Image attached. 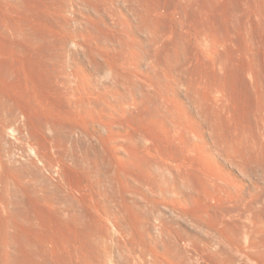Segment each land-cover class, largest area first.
I'll use <instances>...</instances> for the list:
<instances>
[{
	"label": "rangeland",
	"instance_id": "rangeland-1",
	"mask_svg": "<svg viewBox=\"0 0 264 264\" xmlns=\"http://www.w3.org/2000/svg\"><path fill=\"white\" fill-rule=\"evenodd\" d=\"M55 1L57 2V0H0V94H1L0 95V99H1L0 100V104H1L0 105L1 106L0 107V112H1L0 113V119H1L0 124L2 125V127L0 126V128H1L0 129V161H1L0 164L3 163L2 166L0 165V171L3 172V173L1 172L2 175L0 176V181H1L0 182V190H3L2 191L3 194H1V192H0V198H2V199H0V204L2 203L0 205V226H1L0 227V232H1L0 234H2V235H0V249H2V250H0V253H4L6 251L7 254H9L8 252L10 250L11 255L9 254L8 256H11L10 257L11 259H9V260H12V257H14V256H15L13 258L14 261L17 260L15 262L12 260V262H14V264H16V262L18 264H50V262L53 264H60V261H63L65 258H67V252H69L68 250L69 249L71 250L74 248L73 243H77L78 241H80L79 244L81 242L84 243V247L87 251L93 250V251H95V253L93 252L95 255H96V250H97L98 254L101 253V251H104V253H106L107 257L110 254L109 256L112 255L111 257L114 258V261L115 260L117 261V259L119 260V256H118L119 252H117V251L120 249V247H118L120 243H118L117 239H115L116 234L114 235V234H111L109 231L107 232V227L102 226L105 224H103L104 220H103V223H102V221H99L100 219H103L98 215L99 213H97V212H99V210H100V212L101 211L103 212V210H104L105 213H109L108 211H110V213L119 212L117 214H119L118 216H121V213L124 212V210L126 211V208H127V210L129 209L128 207H126L129 205L130 207L131 206L135 207L136 210H137L136 207H138V209L140 208L139 210H144V211L150 212V210H151L150 208L152 205H150L149 203L146 204L147 201H145V200L142 201L143 198L141 197V192L145 191V190L142 191V189H144V187H145V186H143V184L145 183L144 184V185H146L145 189H146V191L149 192V194L150 193L154 194V192H150V191H152L150 189L147 190V187L149 185V182H147V181H150V184L152 181V184H153L152 186L154 187L153 189H156V191L158 193H160L159 189L161 187H163V188H165V186L166 187H172L171 186L172 183H169L172 180H170V181L168 180L170 178V175L169 174L167 175L169 178L167 177L168 179L166 180L165 179L166 177L161 178V174H160V173H162L163 169L166 171V169H168V168L165 169L166 166L162 163H161L162 166L164 165L163 168L161 166H157L159 163L157 160H160V157H161L160 152H163L164 151L163 149H165V147L169 148V151L167 150V148L165 149V151H166V152H164L165 155H167L166 153H168V155H170V157H174V156H176L175 154L179 153L177 155L178 157H174V158H178L179 160H181V159L183 160V161L181 160V162H179L180 166L183 167V169H181L182 173L180 172V175L182 176V177L180 176V182L182 180H183V182L191 180L192 183L194 181V183L199 185L200 184L199 181H202V179L205 176V174L203 173V170H202L203 168L200 167V165L197 163V161H195V160L192 161L193 158L189 154L190 153L189 152L190 147H187V144L185 146V144L183 143V147H186L184 149V151L182 149L183 148L182 146H181L182 147L181 152L179 151L180 149H178V147L175 148L174 150H176V151L178 150V152L174 154V152H176V151L173 150V145H172L173 141L171 139V136L174 138V136H175L174 133H176V132H174L175 131L174 128L176 129V126L174 125L175 123H173V121L178 119L177 121L179 122V119H181V121H180L182 123L181 128L187 129V130L184 129V131L186 130L185 131L186 133L184 135H181V138H183V139L185 138L184 140H187L188 133H189L188 131L193 129V127H192V129L190 128L193 125L192 121H194V123H195L193 125L194 128L196 126L198 127L201 125L204 128L209 127L208 128V130H209L213 124L216 127V123H217V125H220L221 128L223 130H225L224 128H226V126L229 125L228 120H229L230 116H231V118H232V116H234L235 118L241 119L243 116L246 115V112L250 109L248 107H251L250 105H252V104L254 105L256 103L255 100H257V98H256L257 96L254 97V95H257V93L254 92V91H256L255 86L259 85V87H260V85L261 86L264 85V0H148V1L146 0L144 3L147 2L149 5H147V3L143 4L142 1L140 2V0H138L140 3L139 2L137 3L136 2L137 0H135V1L134 0H128V1L127 0H102L103 2L104 1L110 2V3L104 2L101 4V9L102 8L105 9V10L102 9L103 11L101 10L102 13L107 14L110 17H111V15L114 16V13L116 15L120 14L121 12L123 13V10L125 11L124 12L125 14L126 13L130 14L131 11L130 12H128V11L131 10L129 8H131L133 1L136 3V4L134 3V5H136L140 9V10H138L137 7L132 5V7H135L137 10L135 12L139 13L140 11L142 12L144 10H147V12H148V10H150L149 11L150 15L147 14V12H146V16H149L150 18H152V20H154V21H152V20L150 21V19L148 17V21L151 22V25H149L151 27L150 29L152 30V24L154 22V24H153L154 30L158 31V29L160 28L159 30L164 35L163 36L164 41H162V44L164 46L162 48L163 49V55L164 54L166 56L168 55L167 57H169V59L172 58V60H173L174 58L172 55L175 54L176 50L177 51L179 50L178 53L181 52L179 54V55H181L180 56V59H181L180 64L181 65L179 64L180 67L178 65V69L180 68L179 69L180 74L178 75V77L180 76L181 84L183 83L181 86V90H183V92H181V99L182 100L184 99V100L181 102L185 108L182 105H181V107L184 108L183 110H185V111L183 112V110H180L181 111L180 113L183 112V114H181L182 118L179 117L181 115H178V117L176 116V119L171 120L172 121L171 122L170 119H172L171 117H173V116H171V114H167V117H166L165 115H163L162 112H160V113H162V115H161L160 113H158L160 110L159 109L156 110V106L151 107V109L148 112H146L145 114L136 110L135 111L136 113L134 112V114H133V112H132V113H130L131 115L129 114V116H128L130 124L135 128V131L133 132V134H135V135H133V134L132 135L136 136V137L132 136V138L140 137V133H141L140 131L143 130V128H146V126L150 127L151 129H155V131L158 130V127H159V130L157 131V133H159V134L155 133L153 130L152 134L155 133V137H156V138L154 137L153 140H155V142L153 141V143L156 144L158 142L159 143L161 142L162 144L161 143H160V145H159V143L156 144L155 147H157V145H158V147L156 149H154L155 147L152 144L153 149L149 150V151H152L151 154L154 153L156 155L158 154L157 152L160 151L159 152L160 153L159 159L156 157V160H155L157 163H154L155 161L152 158L150 159V156H149L150 154L147 153V152H149L148 148H146L147 149V151H146V149L143 147L144 143L141 141L142 138H140V140H138L139 138L137 140L135 139L137 141L135 143L138 144V148H136V152L134 151L135 150L134 148L133 149L130 148V149H128L130 151L126 150L124 152L121 150V154H123V155L119 154V156H121V160H118L120 157L117 158L116 160H114V157L111 155L110 152H106L103 150H102L103 152L99 151L100 149L97 148V146L95 144L91 143L89 140L87 142V139L85 138V136L83 138V137H80L82 135H75L76 136L75 137L74 134L72 135V132H71V135H69L70 130L66 126L64 127V125L62 127L63 128L62 131L60 130L62 124H64L65 121L66 120L68 121V119H69V116H70V114L68 113L69 112L68 111L69 106L66 107L67 106V102L65 103L66 99L62 96V94L60 93L61 91H59L58 87H56V85L54 84L55 81L53 80L54 79L53 75H55V74L52 75L53 78L50 75L53 73V71H54L53 69L55 67H57V69L55 68L56 69L55 71L60 69V68H58L56 63L58 64V62H59L58 65H61L60 61H58V60H60L61 59L60 57H62V56L64 58V55L68 54L69 52H68V48H66V46L62 47L61 44H63V42L60 41V39L62 40V38H57L58 35H59L58 37H61V36L58 33L59 32V24H57L58 22H55V21H57V19L55 18L56 16L54 14L55 11L57 10L56 5H58L59 2L61 4L65 3L64 2L65 0L64 1L59 0L57 2V4L55 3ZM124 2H125V4H124ZM103 4L106 6L104 7ZM129 4H131V5H129ZM141 4H142V7H141ZM158 4L160 6H158ZM161 4H163V5H161ZM143 5L146 7L151 6V8L148 9L145 7V9H143ZM48 6H49V8H48ZM156 6H158L160 10ZM54 7H55V9H54ZM126 7H128V8H126ZM154 7H156V8H154ZM50 9H52V11ZM134 9H132V10H134ZM108 10L111 12H108ZM156 10H158L159 13H157L158 11H156ZM26 11H27V13H26ZM82 11L83 12L85 11L86 13L88 12V10H87V8H85V6H82ZM51 12H52V14H51ZM118 12H120V13H118ZM153 12H155V13L153 14ZM28 13H29V15L31 14L30 18H29ZM34 13H36V14L34 15ZM45 13H46V15H45ZM141 15H143V13ZM153 15H157V17L153 16ZM52 18H54V19H52ZM157 18H158V20H156ZM161 18H163V19H161ZM27 19H29V20H27ZM45 19H47L48 22ZM156 22H158V23L161 22V23L158 24ZM38 24H39V26H38ZM54 24H55V26H54ZM56 25H58V26H56ZM154 25H155V27H154ZM18 26H20V27L18 28ZM22 27H23V30H22ZM31 28L34 29L33 32H32V30L30 31ZM47 28H49V29H47ZM51 28H53V29H51ZM52 30H53V32L55 30L58 34L56 32L53 33ZM34 31H36V32L34 33ZM37 33L39 35H36ZM9 34H11V35H9ZM28 34L31 37L29 36V38H28ZM40 34H43V35H40ZM45 35H46V37H45ZM15 36H16V39H15ZM40 36L42 38H40ZM43 37H45L46 39ZM31 38L34 41L31 40ZM39 38L41 40H39ZM51 39L52 40L54 39L53 41H55V42H53ZM52 43H53V45H52ZM50 44L52 46H50ZM179 44H181V45L179 46ZM41 45H42V47H41ZM48 45H49V47H48ZM32 46H34V47H32ZM33 48H35V49H33ZM7 50H9V51H7ZM21 51H23V52H21ZM39 51H41V52H39ZM4 52H6V54ZM18 52L20 55L21 54L22 55L20 56L18 54ZM13 53H14V55H13ZM16 53L19 56H17ZM53 54L56 56H54ZM183 54L185 57L183 56ZM57 56L59 59L57 58ZM10 57H12V58H10ZM17 57L19 58V60L17 59ZM48 57H51V58L49 59ZM63 58L61 59V61L65 59V58L64 59ZM25 59H27V61ZM41 60L42 61L44 60L43 61L44 65H43ZM54 60H57V62ZM24 61H26V62H24ZM21 63H23V64H21ZM187 64H189V65H187ZM51 67H52L53 71L51 70ZM188 68H190V69H188ZM182 70H184V71H182ZM176 75H177V73H176ZM49 76L51 77V79ZM102 77H104V76L101 75V77H100L101 81H104L105 78H102ZM183 78H184V80H183ZM50 81L53 83L51 84ZM191 81H193V82H191ZM47 83H49V84H47ZM183 85H184V87H183ZM53 86H54V88H53ZM50 87H52L53 90H55V89L56 90L53 91V90H51ZM186 87H189V91H191L193 89L191 92L187 91V94L190 93V95H186L189 98L185 97ZM256 92H258V91H256ZM2 94H3V96H2ZM191 98H193V99H191ZM204 98H205V100H203ZM3 99H4V101H2ZM157 99H158L157 97L156 98L153 97L154 103L152 102V104L156 103V105H157L158 104ZM192 100H193V102H192ZM198 101H200L201 103L200 102L198 103ZM3 103H5V104H3ZM190 103L191 104L193 103V104L191 105ZM215 103H216V105H215ZM67 108H68V110H66ZM187 108H189V109H187ZM203 109H205V110H203ZM65 111H66V113H65ZM210 111H212V112H210ZM6 112H8V113H6ZM184 113L186 115H184ZM208 114H209V116H208ZM152 115H154V116H152ZM174 115H177V114H174ZM157 116H158V119L156 118ZM205 117H206V119H204ZM159 118H162V119L160 120ZM163 118L165 119V121L163 120ZM190 118L193 120H190ZM195 118H196V120H194ZM200 118H201V120H200ZM18 119H19V121H18ZM147 120L149 122H147ZM197 120H199V121L197 122ZM207 120H209L210 122ZM20 121H21V123H20ZM151 121H154V123ZM160 121L161 122L163 121V123H160ZM183 121H184L185 126H183ZM189 121H191V122H189ZM202 121H203V123H202ZM204 121H205V123H204ZM16 123H17V125H16ZM49 123H50V125H49ZM7 124H8V126H7ZM13 124H15V125H13ZM150 124H151V126H150ZM163 124H166V126ZM159 125L161 126V128H163L162 125L166 128H163V130H161ZM9 126H10V128L11 127L12 128L10 129ZM21 126H23V128ZM27 126H28V128H27ZM156 126H157V128H156ZM13 127H15V128L13 129ZM54 127H57L58 130H60L57 132L58 134L56 133L57 129ZM52 128H54V130H56V131L55 132L51 131ZM171 128H173V129L171 130ZM216 128H219V126ZM12 129L16 133L11 132ZM166 129L168 131L167 133L164 131ZM67 130H69V132ZM23 131H24V133H23ZM63 131H64V133H63ZM59 132H60V135H59ZM65 132H66V134H65ZM161 132H162V134L163 133L164 134L162 135ZM32 133H33V135H32ZM67 133H69L68 134L69 136L67 135ZM29 134H30V136H32L31 138H29L30 137ZM165 134L169 137V139H170L169 141H171V145L167 139L168 137ZM63 135H64V138H61V137H63ZM159 135H160V137H158ZM164 135H165V137H163ZM153 136L154 135H152L150 137L152 138ZM157 137L160 141H157L158 140ZM29 139H31V140H29ZM60 139L62 141H57ZM21 140H22V142H20ZM150 140L152 141V139H150ZM139 141H141V142L138 143ZM61 142L63 144H61ZM174 142H176V141H174ZM90 144H92V145H90ZM162 145L165 147H163ZM174 145L177 146L176 143H174ZM53 146H55V147L57 146L56 147L57 149ZM59 146H61V147L59 148ZM95 146L97 149H93V148H95ZM176 146H174V147H176ZM151 147H149V148H151ZM85 148L86 149L88 148V149L86 150ZM105 149L109 150V147H105ZM144 149L146 152L142 151ZM171 150H173L174 152ZM34 151H36L38 153L36 154ZM65 151H66V153H65ZM84 151H86V152H84ZM155 151H156V153H155ZM70 152H71V154H70ZM96 152H98V153H96ZM126 152H131V153H129V155L132 154L131 155L132 157L131 156L129 157V155L126 154ZM132 152L134 153V155ZM171 153H173V154H171ZM187 153L189 155H187ZM97 154L98 155L100 154L99 157ZM184 154H186V155H184ZM146 155L149 156L148 159H147ZM153 155H151V157ZM163 155H162V157L167 158V156L165 157ZM171 155H173V156H171ZM68 156L70 157V159ZM100 156H101V159H100ZM136 156H137V158H136ZM138 156H139V158H138ZM58 157H60V158H58ZM96 157H98V158H96ZM144 157L146 158L145 161H143ZM187 157H188V159H187ZM154 158H155V155H154ZM63 159L67 160V161L62 162ZM124 159H125V161H124ZM128 159H130V160L128 161ZM132 159L134 162H132ZM55 160L57 161L56 164H55V162H56ZM117 160L119 162H116ZM137 160H139V161H137ZM147 160L149 162H147ZM126 161H127V164H126ZM169 161H171V158ZM194 161L196 164L193 163ZM66 162H69V163H66ZM131 162H132V164H131ZM53 163H54V165H53ZM151 163H152V166H151ZM49 164L50 165L52 164L51 168H49L50 167ZM138 164H142V165L139 166ZM174 164H175V162H174ZM58 165H61V166H58ZM114 165H116V166H114ZM198 165H199V167H198ZM62 166L64 168L60 169V167H62ZM5 167H7V168H5ZM114 167H115V169H114ZM157 167H161L162 170H160L161 168L159 169ZM14 168H15V170H14ZM19 168H20V170H19ZM106 168H107V170H106ZM4 169L5 170L7 169V170L5 171ZM124 169H125V171H124ZM114 170H115L116 175L114 174ZM148 170L151 172L152 175L149 174ZM101 171H102V173H101ZM188 172H190V173H188ZM121 174L125 175V176H122V180H124L125 178L126 179L131 178V180L129 179L130 182L128 181L129 185L131 184L129 188H132V190H133V188L141 190V192L139 191L140 195H138V197H137V194H136V196H134V194L131 193V191H132L131 189L129 190V192H127L129 194H125L126 197L128 195L129 199H128V197L126 199H124L125 197H123V195L121 196L122 193L123 194L125 193L123 190L121 192V190L119 189V188H122V187H120V184H119V183H121L119 181V180H121ZM199 174H201V175H199ZM13 175H15V176H13ZM55 175H57V176L55 177ZM153 175H154V178H153ZM140 176H141V179H140ZM150 176L153 180L155 179V182H158V184L155 182H154L155 183L154 184L153 180L150 178ZM159 176H160V178H159ZM1 177H2V179H1ZM117 177L118 178L120 177L119 180ZM6 179H8V180H6ZM111 179H112V181H110ZM114 179H115V182L117 181L116 183L119 185V188H118V185H116V183H114ZM135 179H137V181L139 183L136 182ZM163 179L165 180L166 183L164 182ZM17 180L19 181L18 184H20V185L16 184L18 182ZM5 181H6V183H5ZM13 181H14V183L12 184ZM42 181H44L45 183ZM125 181L126 180H124V182ZM167 181H169V182H167ZM196 181H198V183ZM50 182H53V183H50ZM159 182H162L161 183L162 185L159 184ZM168 183L171 185H169ZM156 184H157V186L159 185L160 188H158L159 186L157 187ZM133 185H134V187H133ZM136 185H137V187H135ZM155 186H156V188H155ZM87 187H89V188H87ZM117 188H118V190H117ZM70 189H72V191H70ZM61 190H63V192ZM8 191H10V192H8ZM61 192H62V194H60ZM73 192L75 193V195L79 194V196H81V197L86 196L85 198L80 197V199H81V202L85 201L82 204V206L85 205V206H83L84 209H86L84 211H86V213H89V214H87L88 217L86 218V219L89 218L88 219L89 222H88V220H86V224L82 228L75 227L72 224L70 226V222H68V220H67L71 216V214L74 212V209L77 207L76 203H78V202L74 203L73 200L72 201L70 200L71 201L70 202L69 200L66 199V198L69 199L70 196H67V195H69L71 193L73 195ZM16 193L18 194L19 197L16 196ZM35 193L38 195H36ZM130 193H131V195H130ZM158 193H156V194H158ZM80 194H82V195H80ZM65 195L67 197H65ZM14 196H15V198H14ZM48 196H50L52 199L50 200V197H48ZM59 196H61V199ZM130 196H131V198H130ZM149 196H152V195L150 194ZM120 197H122V198H120ZM48 198H49V202H47ZM64 199H66V200H64ZM92 199H93V201H92ZM131 200H133L134 202ZM3 201H5V202H3ZM7 201H8V203H7ZM10 201H11V203H10ZM16 201L18 202V204ZM42 201H44V202H42ZM67 201L70 203H67ZM86 201H87V203H86ZM121 201H122V203H121ZM15 202H16V205L18 206L19 209L15 208L17 206L14 207ZM50 202H54V203H51L52 204L51 205ZM62 202H63V204H62ZM126 202H128V203H126ZM4 203H6L7 205ZM43 203L46 205H49V206L47 207ZM86 204L89 206H87ZM130 204H133V205H130ZM2 205H3V207H1ZM146 205H148V206H146ZM71 206H75V208L73 209ZM119 208L121 209V211H119L120 210ZM54 209H56V210L54 211ZM70 209H72L73 211L71 212ZM97 209H98V211H96ZM106 210H108V211H106ZM1 211H3V212H1ZM13 211L15 213H16V211H18L17 212L18 215L17 214L16 215L18 217L21 216L20 219L22 221L17 217H15V219L17 218V220H15L16 222L12 221V219L14 218L12 215L15 214ZM19 211H21V212L19 213ZM23 211H24V213H23ZM113 211H115V212H113ZM25 212H27V213H25ZM70 212H71V214H70ZM4 213H5V215H4ZM11 213H14V214H11ZM64 214H65V216H64ZM91 214H93V217ZM5 216H7V217H5ZM27 216H28V218H27ZM122 216H124V215H122ZM9 217L11 220L9 219ZM7 220L9 221V223ZM23 220H24V223H23ZM61 220H62V222H61ZM65 222H67V223H65ZM95 222L99 226H97V224ZM68 223H69V226L67 227ZM7 224L9 227L7 226ZM59 224H61L60 226H62V228L59 226ZM87 226H89V227H87ZM101 226L103 227V229ZM55 229H57V230H55ZM78 229H80V231ZM104 229L106 230V232L104 231ZM68 230L70 231L71 235H70V233H68L69 232ZM5 231L6 232L8 231L10 234L8 232L3 233ZM53 231L55 233H57V232L58 233L54 234ZM74 232H76V233H74ZM67 233H68V235H67ZM17 234H18V236H17ZM76 234H78V235H76ZM104 234H106V235L104 236ZM3 235H5L6 238ZM1 236H3V237L1 238ZM78 236H79V239L76 238ZM84 236H85V238H84ZM7 238L10 239V241ZM17 238H18V240H17ZM76 240H77V242H76ZM7 241H8V243H7ZM1 242L2 243L4 242V243L2 244ZM67 242H68V244H67ZM94 243H95V245H94ZM19 244H21V245L19 246ZM70 244L71 245L73 244V245L71 246ZM65 245L69 249L66 248ZM62 246H65V247H62ZM108 246H109V248H108ZM71 247H73V248H71ZM116 247H117V249H116ZM104 248L107 249L108 253L106 252V250H104ZM13 249L16 251V253ZM3 250H5V251L3 252ZM58 250H60V251H58ZM62 250H64V251H62ZM17 251H18V253H17ZM111 251H113V252H111ZM6 252L4 253L5 257L7 256ZM104 253L102 252V254H104ZM102 254H99V255H102ZM4 256H0V264L6 263V262H7V264H9V262H8L9 260L2 262L3 260H5V258L3 260H1L2 257H4ZM8 258H6V259H8ZM55 258L56 259L58 258V259L55 260ZM57 262H59V263H57ZM10 263H11V261H10Z\"/></svg>",
	"mask_w": 264,
	"mask_h": 264
},
{
	"label": "bare ground",
	"instance_id": "bare-ground-1",
	"mask_svg": "<svg viewBox=\"0 0 264 264\" xmlns=\"http://www.w3.org/2000/svg\"><path fill=\"white\" fill-rule=\"evenodd\" d=\"M58 1L59 0H57V2ZM134 1L132 2V5H134V3H135ZM141 1L143 2V4L147 3V2L144 3L146 0H140V2ZM57 2L55 1L56 4H57ZM64 2L65 3H62V4L59 2V4L56 5L57 10L55 11L54 14L56 16L55 18L57 19V21H55V22H58L57 24H59V32L58 33L61 36V37H58L59 36L58 35L57 38H62V40L60 39V41H62L63 44H61V43L60 44L62 45V47L66 46V48H68L69 53L64 55L65 59L63 58V56L60 57L61 59L62 58L64 59L62 61H61V59L58 60V61H60L61 65H58L59 62H58V64L56 63V65L60 69L55 71L57 69V67H55L56 69L53 67L54 68L53 69L54 71H53L52 67H51V70L53 71V73L52 72H51L52 74L50 73L51 74L50 76L55 74V75H53L54 76L53 80L55 81L54 84L56 85V87H58L59 91H61L60 93L66 99L65 103L67 102V106L66 105L65 106L66 107L69 106V110H68V108L66 109L69 111V112L68 111L67 112L70 114L69 119H68V121L66 120L64 124H62L60 130L62 131V129H63L62 127L64 125V127L66 126L70 130V134L67 133V135L68 134L71 135V132H72V135L74 134V136L75 135H82L80 137H83V138L85 136V138L87 139V142L89 140L91 143L95 144L97 146V148L100 149L99 151L110 152L111 155L114 157V160H116L119 157L120 158L118 160H121V156H119V154H121V150L124 152L126 150L130 151V150H128L130 148H132V149L134 148L135 149L134 151L136 152V148H138V144L135 142H137L136 140L138 138H139L138 140H140V138H142L141 141L144 143L143 147L145 149L148 148V151L150 149H153V146L155 147V145L159 143V142L156 144L153 143V141L155 142V140H153L155 137V133H157V131L159 130V127H158V130L155 131V129H151L150 127L146 126V128H143V130L140 131L141 132L140 137L132 138V136L135 135V134H133V132L135 131V128L130 124L128 116L132 112L134 114V112L136 110L145 114L153 106H156V110L157 109L160 110L158 113L162 112L163 115H165L166 117H167V114H171V116H173L174 118L171 117L172 119H170V121L176 119V116L178 117V115L183 114V112L185 111V110H183L185 107L183 106V104L181 102L184 100V99L183 100L181 99V92H183V90H181V86L183 83L181 84V81H180L181 78H180V76L178 77V75L180 74L179 73L180 68L178 69V65L181 62L180 61L181 55H179V54L181 52L178 53L179 50L177 51L175 49L176 52L175 51L174 52L176 55L175 54L172 55L174 58L173 60H172V58L169 59V57H167L168 55L167 56L165 54L163 55V49L162 48L164 46L162 44V41H164V38H163L164 35L159 30L160 28L159 29L157 28L158 31L154 30V28H153L154 22L152 24V30L150 29L151 27L149 25H151L150 21L152 20V18H150L149 16H146L147 10H144L142 12L140 11L141 13L135 12V11H137L135 8V7H137L136 5H134L135 7H132V5L129 4V5H131V8H129L131 10H129V11L127 10V11L128 12L131 11L130 14L129 13L125 14L124 13L125 11L123 10V13L118 12L120 14H117V15L114 13V16L115 15L116 16L114 17L111 15V17H110L109 15L102 13V11H103L102 9H104V8L101 9V4L105 2V1L103 2L102 0H65ZM136 2L138 3L139 1L137 0ZM124 4H125V2H124ZM147 5H149V4L147 3ZM161 5H163V4H161ZM82 6H85V8H87V10H88L87 13L85 11L84 12L82 11ZM105 6L106 5H104V7ZM158 6H160V5L158 4ZM158 6H156V7H158ZM141 7H142V4H141ZM145 7L146 6L143 5V9H145ZM156 7H154V8H156ZM48 8H49V6H48ZM126 8H128V7H126ZM146 8L150 9L151 6L146 7ZM54 9H55V7H54ZM132 9H134V10H132ZM137 9L140 10L138 7H137ZM158 9H159V7H158ZM50 10L52 11V9H50ZM149 11L150 10H148V12ZM156 11H158V10H156ZM108 12H111V11L108 10ZM148 12H147V14L150 15V12L149 13ZM155 12H153V14ZM26 13H27V11H26ZM142 13H143V15H141ZM157 13H159V11ZM35 14L36 13H34V15ZM51 14H52V12H51ZM28 15H29V13H28ZM30 15H29V18H30ZM45 15H46V13H45ZM153 16L157 17V15H153ZM148 17H149L150 21H148ZM158 18L156 20H158ZM52 19H54V18H52ZM161 19H163V18H161ZM27 20H29V19H27ZM45 20H47V19H45ZM152 21H154V20H152ZM47 22H48V20H47ZM156 23H158V22H156ZM159 23H161V22H159ZM55 24H54V26H55ZM38 26H39V24H38ZM56 26H58V25H56ZM19 27L20 26H18V28ZM154 27H155V25H154ZM47 29H49V28H47ZM51 29H53V28H51ZM22 30H23V27H22ZM31 30L33 32L34 29L31 28L30 31ZM35 32L36 31H34V33ZM52 32H53V30H52ZM54 32H56V31L54 30ZM38 33L36 35H39ZM9 35H11V34H9ZM40 35H43V34H40ZM29 36L30 35L28 34V38H29ZM45 37H46V35H45ZM45 37H43V38H45ZM40 38H42V37L40 36ZM40 38H39V40H41ZM15 39H16V36H15ZM31 40H33V39L31 38ZM53 42H55V41H53ZM52 45H53V43H52ZM52 45L50 44V46H52ZM180 45L181 44H179V46ZM32 47H34V46H32ZM41 47H42V45H41ZM48 47H49V45H48ZM33 49H35V48H33ZM9 50H7V51H9ZM21 52H23V51H21ZM39 52H41V51H39ZM4 53L6 54V52H4ZM18 54H19V52H18ZM13 55H14V53H13ZM16 55H17V53H16ZM19 55H17V56H19ZM54 56H56V55H54ZM183 56H184V54H183ZM12 57H10V58H12ZM48 58L50 59L51 57H48ZM57 58H58V56H57ZM17 59L19 60L18 57H17ZM25 60L27 61V59H25ZM26 61H24V62H26ZM43 61H42V63H43ZM54 61L57 62V60H54ZM21 64H23V63H21ZM43 65H44V63H43ZM180 65H179V67H180ZM187 65H189V64H187ZM188 69H190V68H188ZM182 71H184V70H182ZM176 73H177V75H176ZM101 75L104 76V77H102V78H105V80L103 79L104 81H101V78H100ZM53 76H52V78H53ZM50 79H51V77H50ZM183 80H184V78H183ZM191 82H193V81H191ZM50 83L52 84L53 82L50 81ZM47 84H49V83H47ZM183 87H184V85H183ZM50 88H51V90H53L52 87H50ZM53 88H54V86H53ZM255 89H256V91H258V92L254 91L255 93H257V95H254L255 93L253 94L254 97L257 96L256 97L257 100H255L256 103L254 102L255 103L254 105L252 104V105H250L251 107H248L250 109L246 112V115L243 116L241 119L235 118L234 116H232V118H231V116H230V118L228 120L229 125L226 126V128H224L225 130H223L220 125H217L216 122H215L216 127L219 126V128H216L214 124H213L214 126L212 125V127L209 130H208L209 127L204 128L201 125L198 127L196 126L194 128L193 125L195 123H194V121H192L193 125L191 124L192 126L190 128L192 129V127H193V129L188 131L189 133H188V138H187L188 141H187V140H184L185 138L184 139L181 138V135H184L186 133L185 131L187 130L186 128H184V129H186L184 131V129L181 128V126H182V123L180 122L181 119H179V122L177 121L178 119L173 121V123H175L174 125L176 126V129L174 128V130H175L174 132H176V133H174L175 134L174 138L171 136V139L173 141L172 142L173 150L178 147V149H180L179 150L180 152L182 151V149L184 151V149L186 147H183V143L185 144V146L187 144V147H190V149L189 148L188 149L190 152L189 153L190 156L193 158L192 161L193 160L197 161V163L200 165V167L203 168L202 170H203V173L205 174L202 181H199L200 182L199 185L194 183V181L192 183L191 180H188L186 182L185 181L183 182V180H182L180 182V176H181L180 172H181V169H183V167L180 166L179 162H181L182 159L179 160L178 158H174V157H178L177 156L179 154V153H177L178 150L177 151L174 150L176 152L171 150L174 152V154L175 153H177V154H175L176 156H174V157H170V155H168V153H166L167 155L164 154V152H166L165 149L167 147H165L163 145L162 146L165 147V149H163L164 151L160 152L158 150L161 153V155L159 152H157L158 153L157 155L154 153L151 154L152 151H149L150 153L149 152H147V153L150 154L149 155L150 159L152 158L154 161L156 160V157L159 159V157L161 156L160 160H157L159 162L157 166H161L163 168V166L165 165L166 166L165 169L166 168H168V169H166V171H165L164 169L162 170L161 167H157V168H159V169L161 168L160 170H162V173H160L161 178L166 177L165 179L167 180L169 178L167 175L168 174L170 175L171 179L169 178L168 180L169 181L172 180V181L171 182L167 181V182L172 183V185L168 183L172 187H166L165 186V188H163V187L160 188L159 185H158L159 187L157 186L158 182H155V179L153 180L150 176V178L153 180V183L154 182L157 183L156 186L158 188H160L159 189L160 191L158 190L160 193H158L156 191V189H153L154 187L152 186L153 185L152 181H151V184H150V181H147V182H149V185H150V186L148 185L147 190L150 189V190H152L150 192H154V194L150 193L152 196H149L150 195L149 192L146 191V189H145L146 188V185H144L145 183L144 184L142 183L143 186H145L144 189H142V191L143 190H145V191L141 192V190H139V189L133 188V190H132V188H129L131 184L129 185L128 181H129V179L131 180V178H129V179L127 178L128 180L125 178L124 180H126V181L124 182V180H122V176H125V175L121 174V180L124 183L121 180H119L120 177L119 178L117 177L118 180L122 183V184L119 183L120 187H122V188H119V185L116 183L117 181L115 182V179H114V183H116V185H118V188L121 190V192H122V190L125 192L124 194L123 193L121 194V196L123 195V197H125L124 199H126L128 197V195L126 197L125 194H129L127 192H129V190L131 189L132 190L131 193L134 194V196H136V194H137V197H138V195H140L139 194V191H140L141 197L143 198L142 201L145 200V201H147V203L145 202L146 204L149 203L150 205H152L150 208L152 211L150 210V212L144 211V210H139L140 208L138 209V207H136L137 208V210H136L135 207H133V206L130 207L128 205L126 207H128L129 209L127 210V208L125 207L126 211L124 210V212L121 213V216H118L119 214H117V213H119V212L116 213L115 211H113L115 213H110V211H108V210H106V211H108L109 213H105L104 210H103V212L102 211L100 212V210H99V212H97V213H99L98 215L101 218H103V219H100L99 221H102V223H103V220H104L103 224H105V225H102V226L107 227V232L109 231L111 234H114V235L116 234L115 239H117L118 243L121 244V245L119 244L118 247H120V249L118 248L119 250L117 251V252H119V255H118L119 260L117 259V261L115 260L116 261L115 262L114 258L111 257L112 255L109 256L110 255L109 254L107 257V255H106V253H104V251H101V253H99V254H102V252H103L104 254L99 255L97 250H96V255H95L94 254L95 251H93V250L87 251L84 247V243L81 242L79 244L80 241L77 242V240H76L77 243L72 242L74 244V245L72 244L74 246V248L71 247V248H73L71 250L65 245L66 248L69 249L68 250L69 252H67V258H65L64 260L62 259L63 261H60V264H264V85L263 86L260 85V87H259V85H256ZM55 90H53V91H55ZM187 91H189V87H186L185 97H187L186 95H190V93L187 94ZM191 91H189V92H191ZM2 96H3V94H2ZM153 97L158 98L157 99L158 100L157 105H156V103L152 104V102L154 103ZM187 98H189V97H187ZM191 99H193V98H191ZM203 100H205V98ZM2 101H4V99ZM192 102H193V100H192ZM199 102L200 101H198V103ZM216 103H215V105H216ZM3 104H5V103H3ZM181 105L184 108H182ZM187 109H189V108H187ZM205 109H203V110H205ZM180 110H183V112L180 113L181 112ZM210 112H212V111H210ZM6 113H8V112H6ZM65 113H66V111H65ZM162 113H160V114L162 115ZM174 114H177V115H174ZM184 115H186V114L184 113ZM152 116H154V115H152ZM208 116H209V114H208ZM179 117L182 118V115ZM156 118L158 119V116ZM159 119L161 120L162 118H159ZM204 119H206V117ZM163 120L165 121L164 118H163ZM190 120H193V119L190 118ZM194 120H196V118ZM200 120H201V118H200ZM18 121H19V119H18ZM154 121H151V122L154 123ZM198 121L199 120H197V122ZM207 121H209V120H207ZM147 122H149V121L147 120ZM189 122H191V121H189ZM20 123H21V121H20ZM160 123H163V121L162 122L160 121ZM202 123H203V121H202ZM204 123H205V121H204ZM13 125H15V124H13ZM16 125H17V123H16ZM49 125H50V123H49ZM163 125L166 126V124H163ZM163 125H162V127L166 128ZM0 126L2 127L1 124H0ZM7 126H8V124H7ZM150 126H151V124H150ZM183 126H185L184 121H183ZM21 127L23 128V126H21ZM9 128H10V126H9ZM14 128L15 127H13V129ZM27 128H28V126H27ZM54 128H56L57 131L54 130ZM54 128H52L51 131H53V132L56 131V133L58 131H60V130H58L57 127H54ZM156 128H157V126H156ZM160 128H161V126H160ZM163 128H161V130H163ZM13 129L11 132H14ZM172 129L173 128H171V130ZM69 130H67V131L69 132ZM153 130L155 132L154 134H152ZM164 131L166 133L168 132L167 129ZM14 133H16V132H14ZM23 133H24V131H23ZM63 133H64V131H63ZM65 134H66V132H65ZM151 134L154 135L152 138L150 137V136H152ZM157 134H159V133H157ZM161 134H162V132H161ZM32 135H33V133H32ZM59 135H60V132H59ZM165 135L163 137H165ZM29 136H30V134H29ZM31 137L32 136H30L29 138H31ZM133 137H136V136H133ZM158 137H160V135ZM158 137H157V139H158ZM61 138H64V135ZM150 139H152V141ZM167 139H168V141L170 140L169 137ZM29 140H31V139H29ZM57 141H62V140L60 139ZM141 141H139L138 143H140ZM157 141H160V140L158 139ZM174 141H176V142H174ZM20 142H22V140ZM169 142L171 145V141H169ZM160 143H159V145H160ZM174 143H176L177 146L174 145ZM61 144H63V143L61 142ZM152 144H153V146H152ZM90 145H92V144H90ZM96 146H95V148H93L94 146L92 148L97 149ZM174 146H176V147H174ZM53 147H55V146H53ZM60 147L61 146H59V148ZM105 147H109V150H106ZM149 147H151V148H149ZM157 147H158V145H157ZM157 147H155L154 149H156ZM145 149L142 151L146 152L147 149H146V151H145ZM167 150L169 151V148H167ZM34 152L36 154L38 153L36 151H34ZM84 152H86V151H84ZM65 153H66V151H65ZM96 153H98V152H96ZM129 153H131V152H126V154H128V155H129ZM155 153H156V151H155ZM70 154H71V152H70ZM153 154L155 155V158H154ZM171 154H173V153H171ZM189 154L187 153V155H189ZM99 155H98V157H99ZM121 155H123V154H121ZM131 155L132 154H130L129 157ZM133 155H134V153H133ZM151 155H153V156L151 157ZM162 155L165 157L167 156V158L162 157ZM184 155H186V154H184ZM149 156H147V159ZM171 156H173V155H171ZM98 157H96V158H98ZM188 157H187V159H188ZM58 158H60V157H58ZM136 158H137V156H136ZM138 158H139V156H138ZM170 158H171V161H169ZM69 159H70V157H69ZM100 159H101V156H100ZM145 159L146 158L144 157L143 161H145ZM118 160L116 162H119ZM129 160L130 159H128V161ZM64 161H67V160L63 159L62 162H64ZM124 161H125V159H124ZM137 161H139V160H137ZM195 161L193 163H195ZM132 162H134L133 159H132ZM132 162H131V164H132ZM147 162H149V161L147 160ZM174 162H175V164H174ZM56 163H57V161L55 162V164ZM66 163H69V162H66ZM154 163H157V162L155 161ZM161 163L164 165L162 166ZM2 164H0V165L2 166ZM126 164H127V161H126ZM53 165H54V163H53ZM138 165L140 166L142 164H138ZM199 165H198V167H199ZM51 166H52V164L50 165L49 168H51ZM58 166H61V165H58ZM114 166H116V165H114ZM151 166H152V163H151ZM7 167H5V168H7ZM62 168H64V167L63 166L60 167V169H62ZM114 169H115V167H114ZM14 170H15V168H14ZM19 170H20V168H19ZM106 170H107V168H106ZM124 171H125V169H124ZM1 172L2 171H0V176L3 173V172L2 173ZM101 173H102V171H101ZM188 173H190V172H188ZM114 174H115V170H114ZM149 174H151L150 171H149ZM201 174H199V175H201ZM13 176H15V175H13ZM56 176L57 175H55V177ZM153 178H154V175H153ZM159 178H160V176H159ZM1 179H2V177H1ZM140 179H141V176H140ZM6 180H8V179H6ZM135 180H136V182H138L137 179H135ZM110 181H112V179ZM42 182H44V181H42ZM164 182H165V180H164ZM196 182L198 183V181H196ZM5 183H6V181H5ZM13 183H14V181L12 182V184ZM18 183H19V181L16 184H18ZM50 183H53V182H50ZM161 183L162 182H159V184H161ZM18 185H20V184H18ZM156 186H155V188H156ZM133 187H134V185H133ZM135 187H137V185ZM87 188H89V187H87ZM118 188H117V190H118ZM2 191L3 190H0L1 194H3ZM61 191L63 192V190H61ZM70 191H72V189H70ZM8 192H10V191H8ZM62 192L60 194H62ZM131 193H130V195H131ZM156 193H158V194H156ZM36 195H38V194H36ZM80 195H82V194H80ZM16 196L19 197L17 193H16ZM67 196H70L69 199L66 198L67 200H69V201L73 200L74 203L78 202V203H76L77 204L76 208H75L76 205L71 206L73 209L74 208L75 209H74V212L72 214H71V212L73 210L70 209L71 210V212H70L71 216L67 220H68V222H70V226L72 224L75 227L82 228L83 226H85L86 220L89 219V218L86 219L88 217L87 214H89V213H86V211H84V210H86L83 207L85 205L82 206V204L85 201L81 202V199H80L81 196H79V194L75 195L74 192H73V195L71 193ZM67 196L65 195V197H67ZM48 197H50V196H48ZM59 197L61 199V196H59ZM82 197H84V196H82ZM14 198H15V196H14ZM120 198H122V197H120ZM130 198H131V196H130ZM0 199H2V198H0ZM51 199L52 198L50 197V200ZM66 199H64V200H66ZM128 199H129V197H128ZM47 200H48L47 202H49V198ZM8 201H7V203H8ZM44 201H42V202H44ZM92 201H93V199H92ZM131 201H133V200H131ZM3 202H5V201H3ZM16 202H15L14 207L17 206ZM70 202L67 201V203H70ZM10 203H11V201H10ZM51 203H54V202H50V204ZM86 203H87V201H86ZM121 203H122V201H121ZM126 203H128V202H126ZM4 204H6V203H4ZM17 204H18V202H17ZM62 204H63V202H62ZM44 205H46V204H44ZM130 205H133V204H130ZM46 206L48 207L49 205H46ZM87 206H89V205H87ZM146 206H148V205H146ZM1 207H3V205ZM15 208L19 209L18 206ZM55 210L56 209H54V211ZM96 211H98V209ZM119 211H121V209ZM1 212H3V211H1ZM17 212L18 211H16V213L14 212L15 214L11 213V214L15 215V216L12 215L14 217L13 218L14 220L12 219V221L17 220V218L20 219L21 216L18 217ZM20 212L21 211H19V213ZM23 213H24V211H23ZM25 213H27V212H25ZM93 214H91L92 217H93ZM4 215H5V213H4ZM122 215H124V216H122ZM64 216H65V214H64ZM5 217H7V216H5ZM15 217H17V218L15 219ZM27 218H28V216H27ZM9 219H10V217H9ZM61 222H62V220H61ZM88 222H89V220H88ZM8 223H9V221H8ZM23 223H24V220H23ZM65 223H67V222H65ZM60 225L61 224H59V226ZM7 226H8V224H7ZM68 226H69V223H68L67 227ZM97 226H99V225L97 224ZM60 227L62 228V226H60ZM87 227H89V226H87ZM103 227H102V229H103ZM105 229H104V231L106 232ZM55 230H57V229H55ZM78 230L80 231V229H78ZM7 232L5 231L3 233H7ZM76 232H74V233H76ZM57 233L54 232V234H57ZM68 233H70V231ZM68 233H67V235H68ZM0 235H2V234H0ZM5 235H3V236L5 237ZM70 235H71V233H70ZM76 235H78V234H76ZM105 235L106 234H104V236ZM3 236H1V238ZM17 236H18V234H17ZM76 238L79 239V236ZM84 238H85V236H84ZM8 240L10 241V239H8ZM17 240H18V238H17ZM7 243H8V241H7ZM67 244H68V242H67ZM20 245L21 244H19V246ZM94 245H95V243H94ZM65 246H62V247H65ZM108 248H109V246H108ZM116 249H117V247H116ZM0 250H2V249H0ZM104 250H106V252L108 253L107 249L104 248ZM4 251L5 250H3V252ZM58 251H60V250H58ZM62 251H64V250H62ZM111 252H113V251H111ZM4 253H0V256H4L5 255ZM8 253L11 255L10 250ZM15 253H16V251H15ZM17 253H18V251H17ZM6 254H7V252H6ZM9 254H7V256ZM7 256L2 257L1 260H3L5 258V260H3L2 262H5V261L11 259L10 258L11 256H8L9 258ZM14 257H12L13 261H14V259H13ZM6 258H8V259H6ZM57 259L55 258V260H57ZM12 260L8 261L9 264H14V262L17 261V260H15L14 262H12ZM10 261H11V263H10ZM57 263H59V262H57ZM1 264H7V262L1 263ZM16 264H18V263L16 262ZM50 264H53V263L50 262Z\"/></svg>",
	"mask_w": 264,
	"mask_h": 264
}]
</instances>
